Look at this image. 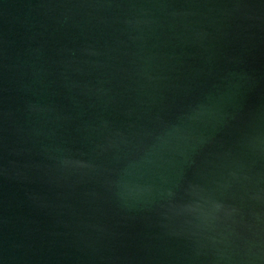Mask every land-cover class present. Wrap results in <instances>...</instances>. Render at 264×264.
<instances>
[{"label":"water","instance_id":"1","mask_svg":"<svg viewBox=\"0 0 264 264\" xmlns=\"http://www.w3.org/2000/svg\"><path fill=\"white\" fill-rule=\"evenodd\" d=\"M0 264H264V0H0Z\"/></svg>","mask_w":264,"mask_h":264}]
</instances>
